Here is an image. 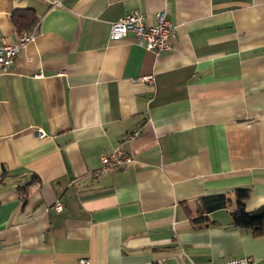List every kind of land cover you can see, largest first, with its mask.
Masks as SVG:
<instances>
[{
    "label": "crops",
    "instance_id": "1",
    "mask_svg": "<svg viewBox=\"0 0 264 264\" xmlns=\"http://www.w3.org/2000/svg\"><path fill=\"white\" fill-rule=\"evenodd\" d=\"M26 7L0 71V264H264L231 215L237 189L264 205V0H0V41ZM132 10L165 13L169 50L110 38ZM118 145L133 160L98 172Z\"/></svg>",
    "mask_w": 264,
    "mask_h": 264
},
{
    "label": "built area",
    "instance_id": "2",
    "mask_svg": "<svg viewBox=\"0 0 264 264\" xmlns=\"http://www.w3.org/2000/svg\"><path fill=\"white\" fill-rule=\"evenodd\" d=\"M156 23L147 24L144 20V14L138 10L129 11L110 23V38L113 40L124 37L128 32H132L137 45L144 49L151 50L158 55L171 48L172 24L166 18L163 11L156 14ZM34 37V31H24L17 35L14 42H7L3 39L0 41V71H5L12 64L14 58L27 42ZM136 80L152 83L153 75L144 74L136 78ZM38 131L40 135L42 130ZM138 134V130H134L127 135L132 138ZM133 160L131 155L125 153L118 145L111 152L100 156V167L98 172H105L112 168L120 167L130 163ZM56 210L62 209V204L56 202L54 204ZM264 260V258H262ZM81 262H87L80 259ZM191 264H262L261 261L250 255H241L237 257L225 258L217 261H207Z\"/></svg>",
    "mask_w": 264,
    "mask_h": 264
},
{
    "label": "trees",
    "instance_id": "3",
    "mask_svg": "<svg viewBox=\"0 0 264 264\" xmlns=\"http://www.w3.org/2000/svg\"><path fill=\"white\" fill-rule=\"evenodd\" d=\"M11 19L18 34L32 29L38 21L34 10L30 7L16 9ZM236 196L239 205L231 213L232 224L250 228L255 236L264 235V205L248 210L245 206V200L248 197L246 189H237Z\"/></svg>",
    "mask_w": 264,
    "mask_h": 264
}]
</instances>
